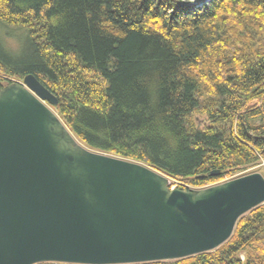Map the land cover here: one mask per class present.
Here are the masks:
<instances>
[{
    "label": "trees",
    "instance_id": "16d2710c",
    "mask_svg": "<svg viewBox=\"0 0 264 264\" xmlns=\"http://www.w3.org/2000/svg\"><path fill=\"white\" fill-rule=\"evenodd\" d=\"M28 73L79 142L178 188L264 159V0H0V88ZM134 264H264V202L211 251Z\"/></svg>",
    "mask_w": 264,
    "mask_h": 264
},
{
    "label": "water",
    "instance_id": "95a60500",
    "mask_svg": "<svg viewBox=\"0 0 264 264\" xmlns=\"http://www.w3.org/2000/svg\"><path fill=\"white\" fill-rule=\"evenodd\" d=\"M56 102L32 73L0 88V264L176 260L217 248L264 202L258 171L171 188L158 170L79 142Z\"/></svg>",
    "mask_w": 264,
    "mask_h": 264
},
{
    "label": "rangeland",
    "instance_id": "374dc122",
    "mask_svg": "<svg viewBox=\"0 0 264 264\" xmlns=\"http://www.w3.org/2000/svg\"><path fill=\"white\" fill-rule=\"evenodd\" d=\"M3 38L7 41L6 43H8L10 45V47H12V48H15L17 46V44H19L18 37H16L15 35L13 36L10 32L4 33ZM12 81H15V80H12ZM254 171H258L264 176V163L260 162V163L254 164V165L246 168L244 171L240 172V174L241 173L245 174V173L254 172ZM175 185L176 184H172L173 187Z\"/></svg>",
    "mask_w": 264,
    "mask_h": 264
},
{
    "label": "built area",
    "instance_id": "2783aa9c",
    "mask_svg": "<svg viewBox=\"0 0 264 264\" xmlns=\"http://www.w3.org/2000/svg\"><path fill=\"white\" fill-rule=\"evenodd\" d=\"M262 162L264 163V159L262 160Z\"/></svg>",
    "mask_w": 264,
    "mask_h": 264
}]
</instances>
